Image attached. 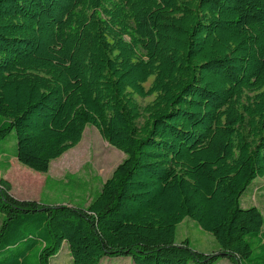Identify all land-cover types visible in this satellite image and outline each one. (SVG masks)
<instances>
[{"label": "trees", "instance_id": "trees-1", "mask_svg": "<svg viewBox=\"0 0 264 264\" xmlns=\"http://www.w3.org/2000/svg\"><path fill=\"white\" fill-rule=\"evenodd\" d=\"M88 126L125 158L87 208L0 181V264L63 245L72 264H264L263 216L240 206L264 176V0H0V144L46 174ZM185 218L217 254L175 243Z\"/></svg>", "mask_w": 264, "mask_h": 264}, {"label": "rangeland", "instance_id": "rangeland-1", "mask_svg": "<svg viewBox=\"0 0 264 264\" xmlns=\"http://www.w3.org/2000/svg\"><path fill=\"white\" fill-rule=\"evenodd\" d=\"M152 81L150 78L144 84L146 90L150 88ZM154 99V95L145 99L135 96L141 109L150 105ZM124 158L122 152L102 139L95 127L88 126L80 143L52 161L46 174H40L19 164L16 159V137L12 132L0 144V181L6 183L4 190L18 201L39 206L87 208L93 195L100 190ZM240 206L244 209L256 207L264 219V176L254 180L246 189L240 198ZM1 220L0 215V224ZM185 240H188L195 252L205 255L219 252L214 238L189 218H185L176 230L175 243L181 244ZM49 264H72L67 245L62 246ZM99 264H133V260L131 257H107ZM215 264L231 263L222 258Z\"/></svg>", "mask_w": 264, "mask_h": 264}]
</instances>
